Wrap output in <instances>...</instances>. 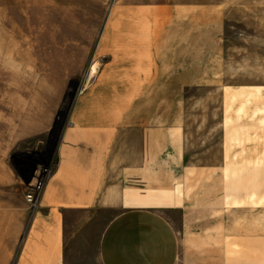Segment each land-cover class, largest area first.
Returning <instances> with one entry per match:
<instances>
[{
    "label": "rangeland",
    "instance_id": "obj_1",
    "mask_svg": "<svg viewBox=\"0 0 264 264\" xmlns=\"http://www.w3.org/2000/svg\"><path fill=\"white\" fill-rule=\"evenodd\" d=\"M127 36L141 50L130 55L139 66L131 90L146 86L130 95L129 117L178 124L186 164L194 169L173 182L182 184L187 203L182 221L179 212L169 215L178 264L189 250L200 256L203 218L216 216L219 207L227 232L264 231V0H0V156L18 125L48 110L56 113L53 143L74 103L89 92L93 60L103 66L98 43ZM155 49L166 71L155 83L141 78L137 88L136 76L149 72ZM170 69L178 74L169 77ZM29 149L0 161L31 180L35 166L26 167L42 148ZM226 196L243 203L234 208ZM37 210L29 209L30 216ZM227 256L248 261L238 248Z\"/></svg>",
    "mask_w": 264,
    "mask_h": 264
},
{
    "label": "crops",
    "instance_id": "obj_2",
    "mask_svg": "<svg viewBox=\"0 0 264 264\" xmlns=\"http://www.w3.org/2000/svg\"><path fill=\"white\" fill-rule=\"evenodd\" d=\"M136 40L105 37L98 43V57L106 58L103 66L95 74L93 60L87 73L89 92L74 103L53 143L56 113L48 110L18 125L3 146L0 157L41 147L27 171L48 163L45 157L56 169L31 217L23 187L28 174H17L0 161L1 263L178 264L179 239L169 215L179 212L182 221L187 203L182 184L173 182L194 169L186 164L178 124L163 123L155 115L129 117L130 95L146 92L144 84L141 90H131L139 66L130 55L141 51ZM103 46L114 48L104 54ZM160 52L154 50L149 72L144 69L136 76L137 88L141 78H154L155 83L166 71ZM174 72L170 69L169 77L178 74ZM3 190L11 193L6 196ZM253 198L252 193L250 201ZM224 202L234 208L243 203L231 196ZM202 222L200 256L189 250L184 264H264V231L251 230L249 236L241 230L227 232L220 207L216 216ZM16 238L23 243L11 245ZM236 248L248 254V261L227 256Z\"/></svg>",
    "mask_w": 264,
    "mask_h": 264
},
{
    "label": "built area",
    "instance_id": "obj_3",
    "mask_svg": "<svg viewBox=\"0 0 264 264\" xmlns=\"http://www.w3.org/2000/svg\"><path fill=\"white\" fill-rule=\"evenodd\" d=\"M53 168L49 163H41L33 168V177L28 182L25 201L31 211H35L39 206V197L41 196L47 180L51 176Z\"/></svg>",
    "mask_w": 264,
    "mask_h": 264
},
{
    "label": "bare ground",
    "instance_id": "obj_4",
    "mask_svg": "<svg viewBox=\"0 0 264 264\" xmlns=\"http://www.w3.org/2000/svg\"><path fill=\"white\" fill-rule=\"evenodd\" d=\"M96 69H97V67H94L93 69H92V72H95L96 71ZM91 75V72H89V76ZM88 76V77H89Z\"/></svg>",
    "mask_w": 264,
    "mask_h": 264
}]
</instances>
